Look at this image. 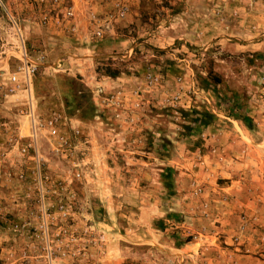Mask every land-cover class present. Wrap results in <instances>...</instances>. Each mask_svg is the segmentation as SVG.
<instances>
[{"label":"rangeland","instance_id":"rangeland-1","mask_svg":"<svg viewBox=\"0 0 264 264\" xmlns=\"http://www.w3.org/2000/svg\"><path fill=\"white\" fill-rule=\"evenodd\" d=\"M65 1L0 0V264H264V0Z\"/></svg>","mask_w":264,"mask_h":264},{"label":"built area","instance_id":"built-area-1","mask_svg":"<svg viewBox=\"0 0 264 264\" xmlns=\"http://www.w3.org/2000/svg\"><path fill=\"white\" fill-rule=\"evenodd\" d=\"M51 4L54 7H62L64 9L63 15L67 19H70V20L74 19L75 15H74L73 8L66 6L65 0H51ZM125 13H126L125 10H122L121 13L119 14V17H124ZM99 21H100L99 17L91 13L90 23L95 28L93 36L97 39H102L105 36L106 32L110 30V21H105V25L99 26L97 28ZM71 31L76 32L77 28L73 26ZM27 74L30 75L29 68H27Z\"/></svg>","mask_w":264,"mask_h":264},{"label":"crops","instance_id":"crops-1","mask_svg":"<svg viewBox=\"0 0 264 264\" xmlns=\"http://www.w3.org/2000/svg\"><path fill=\"white\" fill-rule=\"evenodd\" d=\"M110 1L111 0H95V4H94L93 3L94 0H71V5L74 7V9L77 12L76 20L80 24L81 35L86 34L89 25V20L86 13L87 6L92 5L94 7H98L100 11H106L112 4ZM54 30L56 31V29Z\"/></svg>","mask_w":264,"mask_h":264},{"label":"trees","instance_id":"trees-1","mask_svg":"<svg viewBox=\"0 0 264 264\" xmlns=\"http://www.w3.org/2000/svg\"><path fill=\"white\" fill-rule=\"evenodd\" d=\"M197 115L198 117L194 120V122L204 126L211 124L212 120L215 118L213 114L207 111L202 113L197 112ZM235 119L242 121L245 124V126L249 129V131L251 132L253 131L254 123L249 117H246L244 114L240 113V115L236 116ZM168 171L171 172L170 170Z\"/></svg>","mask_w":264,"mask_h":264}]
</instances>
